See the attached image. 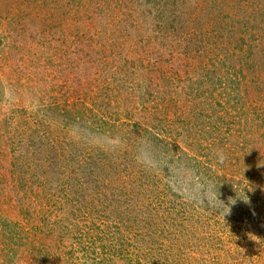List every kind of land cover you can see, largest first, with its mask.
<instances>
[{
	"label": "rangeland",
	"instance_id": "1",
	"mask_svg": "<svg viewBox=\"0 0 264 264\" xmlns=\"http://www.w3.org/2000/svg\"><path fill=\"white\" fill-rule=\"evenodd\" d=\"M0 264H264V0H0Z\"/></svg>",
	"mask_w": 264,
	"mask_h": 264
},
{
	"label": "clouds",
	"instance_id": "2",
	"mask_svg": "<svg viewBox=\"0 0 264 264\" xmlns=\"http://www.w3.org/2000/svg\"><path fill=\"white\" fill-rule=\"evenodd\" d=\"M218 158L220 162L223 161L224 157L222 153H217ZM137 162L141 164L146 169H150L153 167V159L151 156L150 149L144 144V142H141V147L138 148L137 156H136Z\"/></svg>",
	"mask_w": 264,
	"mask_h": 264
}]
</instances>
